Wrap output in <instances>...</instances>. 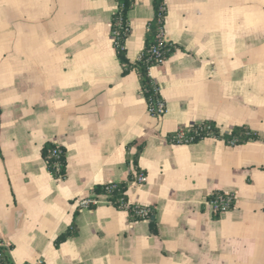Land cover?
I'll use <instances>...</instances> for the list:
<instances>
[{"label":"crops","instance_id":"0c3cea01","mask_svg":"<svg viewBox=\"0 0 264 264\" xmlns=\"http://www.w3.org/2000/svg\"><path fill=\"white\" fill-rule=\"evenodd\" d=\"M153 1L128 12L133 64ZM164 2L174 51L149 70L166 105L159 118L137 70L123 74L117 0H0V243L13 264H264V0ZM206 121L255 138L170 139ZM48 143L65 149L64 178L47 168ZM124 181L155 231L93 193ZM222 192L234 206L215 215L206 201ZM90 196L98 204L79 208ZM74 221L77 234L57 242Z\"/></svg>","mask_w":264,"mask_h":264},{"label":"trees","instance_id":"16d2710c","mask_svg":"<svg viewBox=\"0 0 264 264\" xmlns=\"http://www.w3.org/2000/svg\"><path fill=\"white\" fill-rule=\"evenodd\" d=\"M118 9L116 13L112 16V24H111V33L114 41V47L116 50L117 57L120 63L123 65V74H127L131 69L135 68L139 75V82L143 92L144 97L147 100L148 105H155L162 97L159 92V87L156 82L150 77L149 69L155 64V56L152 54V47L157 45L155 36L160 26L158 22L159 17H165L166 11H162V7L165 6L164 0H154V17L148 24V31L145 39V45L140 59L133 64L127 57L126 53V39L130 32V26L128 22V12L130 11L133 2L132 0H117ZM160 50L162 56L166 59L171 52L174 51V47L168 41L160 46ZM204 125L210 126V129L203 127ZM187 135H194V139L191 142H197L207 136H216L222 137L227 142L232 143H242L249 139H254V134L250 132L245 127H235L231 134H221L217 126L210 122L206 121L201 124H193L190 125L187 129ZM175 134L170 136V139L176 142L174 138ZM56 147L55 144L48 143L43 148V156L47 163V168L50 173L56 178H64L66 175V152L65 149L61 148V151L56 156H52L51 152ZM137 155L134 156L133 162L136 164ZM130 179H133L131 176ZM128 188V182H120L114 184H105L98 185L94 187L93 193L97 195H105L108 201L116 207L125 208V205H128L127 209L130 212L131 216L134 219H138V217L134 214V206L128 204V198L126 195ZM150 219V226L153 231L156 229L155 220L153 218V210L148 216ZM77 234V226L75 221L72 225L61 234L57 242H62L69 237L75 236ZM0 257L2 264H13L7 249L4 246H0Z\"/></svg>","mask_w":264,"mask_h":264},{"label":"built area","instance_id":"2783aa9c","mask_svg":"<svg viewBox=\"0 0 264 264\" xmlns=\"http://www.w3.org/2000/svg\"><path fill=\"white\" fill-rule=\"evenodd\" d=\"M134 1V0H132ZM162 11H166V8L163 6ZM158 22L160 23V26L158 27L155 39L157 42V45L153 46L151 51L152 54L155 56V64L154 66H158L163 64L165 58L162 56L160 46L168 43V39L166 38L165 34V17H159ZM153 67V66H152ZM150 70V69H149ZM149 112L161 118L165 111H166V105L165 101L161 98L155 105L151 104L148 105ZM203 127L210 129V126L204 125ZM189 126L181 127L175 134L176 142L178 143H188L191 142L194 139V135H187V129ZM61 151V148L56 146L53 151L51 152L52 156H56ZM137 181L139 183H143L146 181V176L144 174H139L137 177ZM235 202V194L232 192H222V193H214L212 194L206 201V204L210 207L211 211L215 215H219L222 213H225L229 211L233 206ZM98 204L97 197L96 196H90V197H81L77 200V205L79 208H90L95 207ZM128 205H125V208H127ZM134 214L139 219H148V216L151 212V207L149 206H134ZM0 246H3L0 243ZM0 264L1 263V257H0ZM21 264H44L41 259H38L34 262H23Z\"/></svg>","mask_w":264,"mask_h":264}]
</instances>
